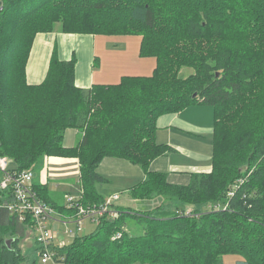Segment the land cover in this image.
I'll return each mask as SVG.
<instances>
[{"label":"trees","instance_id":"1","mask_svg":"<svg viewBox=\"0 0 264 264\" xmlns=\"http://www.w3.org/2000/svg\"><path fill=\"white\" fill-rule=\"evenodd\" d=\"M57 25L67 35L139 36V56L155 59L152 75L84 91L75 55L61 60L54 46L44 79L28 83L34 40ZM193 106L212 109L211 171L172 184L150 169L168 150L156 141V120ZM72 131L80 138L66 146ZM0 157L8 172H33L43 158L76 160L81 205L104 200L95 185L106 181L98 167L107 158L142 170L132 196L164 198L152 212L118 209L71 244H53L54 264H222L227 254L264 264V0H0ZM32 189L55 219L72 216L47 183ZM186 206L190 216L177 213ZM127 216L141 234H127ZM26 228L33 231L28 217L0 207V264H29L20 248Z\"/></svg>","mask_w":264,"mask_h":264},{"label":"rangeland","instance_id":"2","mask_svg":"<svg viewBox=\"0 0 264 264\" xmlns=\"http://www.w3.org/2000/svg\"><path fill=\"white\" fill-rule=\"evenodd\" d=\"M56 27L59 26L57 25ZM65 35V37L71 38H68L69 40L64 41L63 44L61 42L59 43H61V45H63V47L65 48L66 55L68 56L67 60L70 57L72 58L73 53L75 52L74 55L77 65L78 60H81V54L79 53L80 49L78 47L76 49L75 47H73V41L71 39H73V37L80 36L73 34H71L70 36H68L67 34ZM49 39L52 40V48L56 41L54 36L50 38L43 37L41 38V40H43L41 42L46 43V41H48ZM87 39H89L88 41L93 42L90 47V51L93 53L92 55L88 53V58L86 56L84 66L86 67V61L90 63L93 62L94 56L98 57L100 67L96 65V67H94L92 71L93 78H95L97 75L95 79L98 80V82L103 81L105 83L107 82L111 84H118L121 78H118V76H134L136 74L137 76L149 77L152 75L156 62L154 58H142L139 56V36H92ZM77 45L82 46L79 43ZM42 53H40L39 49L35 47L33 56L30 59L29 63V73L32 70V65L35 61H37L38 64L44 61ZM142 60L143 62H141ZM141 64V70H136V66ZM86 68L87 71H89L90 67L88 66ZM112 68L114 69L113 75L111 74ZM181 73L186 76L190 73V71L187 69H183ZM99 75H103L106 77H104L103 79H99ZM44 77L42 78L44 79ZM70 133H73V139L71 140V142H69L67 133L65 138V145H67L68 143H70V145H74L76 143V140H79L80 138V136L77 135L74 131ZM104 161H108V159H104L103 161H101V163L99 164L98 172L106 181L103 183H97L95 185V191L99 196L103 198L118 194L120 200L114 205L115 208L122 209L125 212L130 211L132 213L141 215L146 212H152L156 208L161 207L164 204V198L161 196H155V198L151 199H138L132 196L130 188L141 182V178L125 180L127 178H125L122 174L120 175L119 172H117L116 174V172L109 170L108 165L106 164L107 162ZM123 163H125L126 167L124 168L122 166V170H126V172H129L126 168L130 164H127L126 162ZM130 167H136L140 170L138 166L130 165ZM141 174L143 175L142 172ZM34 175L35 182H38L41 178V182L47 183L49 193L52 194L55 202L57 201V203L60 205L64 204L68 195H76L75 192L79 191L80 188L78 183V165L76 161L68 162L66 164L46 165L45 158H43L40 164L34 168ZM63 193H66L65 196H63ZM210 207L211 205L208 208L202 207L201 211H210ZM170 209L171 207L169 206L167 210ZM184 209L191 208L186 206ZM96 226V223L84 221V233L82 235L91 233L95 230ZM123 228L130 236H136L142 233V225L138 224L136 220H134V218L128 216L124 219ZM53 229L62 232V234H60L59 237L54 240L55 244L58 245L60 243H63L64 245H69L73 242L74 237H69L64 234L63 230L66 229L65 227L61 225H54ZM34 237V232H32L30 228H26L25 236L20 240V248L22 250V254L27 257L29 264H32L33 262H35L36 264H40ZM238 261L243 260L238 255L233 254H227L222 258V264H237Z\"/></svg>","mask_w":264,"mask_h":264},{"label":"crops","instance_id":"3","mask_svg":"<svg viewBox=\"0 0 264 264\" xmlns=\"http://www.w3.org/2000/svg\"><path fill=\"white\" fill-rule=\"evenodd\" d=\"M53 36L55 37L56 41L52 46V48H51V44H52L51 39L46 41V43L41 42L43 41L41 40V38L43 37L50 38ZM65 36H66L65 34L60 33L58 27H56L52 33L41 34L36 36L37 39L35 38L33 42L29 60L27 62V67H26V77L28 83L38 84L42 81L43 79L42 77H44V75L46 74L48 62L54 46L56 47V51H57L56 54L58 58L61 60H67L68 56L66 55L65 48L63 47V45H61V43L63 44L64 41H68L69 40L68 38L71 37H65ZM89 37L92 36L73 37V39H71L73 41V47H75V49L78 47L80 49L79 53L81 54V60L80 61L78 60L77 65H75V83L79 88H81L84 91H87L93 84H111L107 82L105 83L103 81L98 82V80L95 79L97 75L95 78H93L92 76V71L94 67H96V65L100 67V62L98 57L94 56L93 62L89 63L88 61H86V67L88 66L90 67L89 71H87V68L84 66V61L86 59V56L88 58V53H90L91 55L93 53L90 51V47L93 42L88 41L89 39L87 38ZM78 43L82 46H78L77 45ZM35 47L39 49L40 53L43 52L42 55L44 61H42L39 64L37 63V61H35L32 65V70L29 73V63H30V59L33 56ZM141 62H143V60ZM141 66L142 64L137 65L136 70L140 71ZM111 74L112 75L114 74L113 68L111 69ZM134 76L137 75L135 74ZM104 77L106 76L99 75L98 78L103 79ZM119 77L122 76H118V78ZM212 119H213L212 109L207 106H193L183 110L180 113L164 114L159 116L155 124L156 132H157L156 141L158 144H165L168 150L165 152V154L162 157L155 159L151 163L150 169L154 171L166 173L167 177L169 178L172 184H186L188 182V177L190 174L209 173L211 171V143H212V135H213ZM76 134L80 136L78 132ZM72 139H73V133H68L69 142H71ZM77 142L78 140H76V143ZM74 145H70V143H68L66 146H74ZM107 159L108 161H104V162H107L106 164L108 165L109 170L116 172V174L117 172H119L120 175L122 174L125 178H127L125 180L137 179V178H141V182L144 180V175L141 174L142 172L141 169L140 171L136 167L131 168L130 167L131 164H130L126 168L129 172H126V170H122V166L124 168L126 167L125 163H123L125 161H121L117 159H109V158ZM75 161L76 160L73 159L70 160V159H62L55 157L45 158L46 165L66 164L68 162H75ZM34 177L35 175L33 171V182L35 184L43 183L41 182V178L38 182H35ZM79 191L75 192L76 195L79 193ZM65 194L66 193H63V196H65Z\"/></svg>","mask_w":264,"mask_h":264},{"label":"built area","instance_id":"4","mask_svg":"<svg viewBox=\"0 0 264 264\" xmlns=\"http://www.w3.org/2000/svg\"><path fill=\"white\" fill-rule=\"evenodd\" d=\"M7 169V160L0 157V207L6 209L10 215H16L20 222H24L26 217L32 221L34 239L42 247L38 252L40 264H54L55 254L52 246L62 232L54 230L53 223L62 224L66 228L63 230L64 234L75 238L84 233V221L98 225L103 217L113 221L119 216V210L114 207L120 199L118 194L104 198L101 203L86 206L78 202L81 194L79 191L77 195H68L64 203L67 209H72V216L63 217L64 220L55 219L59 215L41 201L32 189L33 172L31 170L8 172ZM232 189H235L234 186ZM225 207L213 205L211 210H224ZM177 213L190 216L192 210L184 209ZM120 236V233H117L112 239H118Z\"/></svg>","mask_w":264,"mask_h":264}]
</instances>
